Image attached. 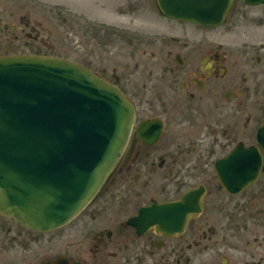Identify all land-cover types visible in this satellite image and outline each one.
Returning <instances> with one entry per match:
<instances>
[{"label":"flooded vegetation","instance_id":"af4514ba","mask_svg":"<svg viewBox=\"0 0 264 264\" xmlns=\"http://www.w3.org/2000/svg\"><path fill=\"white\" fill-rule=\"evenodd\" d=\"M70 1L65 15L59 0H0V53L27 41L41 47L42 22L66 19L69 50L83 51L78 63L132 103L130 136L70 221L40 232L0 213V264H264V159L236 192L218 172L237 148L258 146L264 0H223L229 6L211 26L168 17L158 0ZM193 190L182 229L161 231L153 213L138 219L143 207Z\"/></svg>","mask_w":264,"mask_h":264},{"label":"water","instance_id":"95a60500","mask_svg":"<svg viewBox=\"0 0 264 264\" xmlns=\"http://www.w3.org/2000/svg\"><path fill=\"white\" fill-rule=\"evenodd\" d=\"M158 3L167 16L206 26L220 22L229 6L223 0ZM133 116L132 103L117 87L70 59L0 56V213L43 232L71 220L117 164ZM257 142L219 161L221 182L229 191L242 190L258 176L264 120ZM194 195L195 190L178 202L145 206L138 219L146 221L153 213L161 231L180 230Z\"/></svg>","mask_w":264,"mask_h":264},{"label":"rangeland","instance_id":"374dc122","mask_svg":"<svg viewBox=\"0 0 264 264\" xmlns=\"http://www.w3.org/2000/svg\"><path fill=\"white\" fill-rule=\"evenodd\" d=\"M59 1L62 2V5L60 4V6L65 8L64 14L67 15L70 12V10L68 9L70 8L69 4L71 3V1L70 0H59ZM75 4H78L79 9L83 10L84 4L81 1ZM86 9H90L91 12H93L92 11L93 9L99 10L98 6L93 5L92 3L88 4L86 6ZM155 23L156 25L158 24L157 22H154V26H156ZM42 27L43 29H42V46L41 47H35L31 41H27L26 47H24L22 50H19L16 46H11L10 52L4 55L24 54V53L25 54H41V55H50V56H57V57H62V58H69V59L76 60L77 62H80L84 59L82 50H78L76 53L73 50H69L70 44L72 45V42L74 41V39L72 38L73 36H70L69 38L68 22L66 19L64 20L60 19L59 21L48 19L42 22ZM172 27L181 28L182 25L176 22L175 23L172 22ZM78 49H81V48H78ZM2 53H0V56L3 55Z\"/></svg>","mask_w":264,"mask_h":264}]
</instances>
